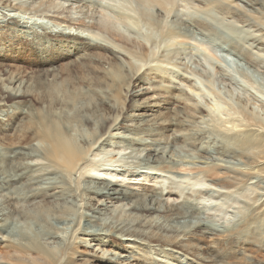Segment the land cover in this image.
<instances>
[{
    "label": "rangeland",
    "instance_id": "374dc122",
    "mask_svg": "<svg viewBox=\"0 0 264 264\" xmlns=\"http://www.w3.org/2000/svg\"><path fill=\"white\" fill-rule=\"evenodd\" d=\"M35 1L40 0H7V4L0 1V25L7 23L4 20V13L6 12V14L9 13L8 15L14 14L13 16L23 17L26 20H32V22L36 19L33 27L36 32L35 35L39 36L40 39L44 37L46 30H55V33L64 28L71 30L67 27V25L70 26L69 23L52 18L64 8L68 10H64L67 12H62V16L69 13L73 18L83 19L81 16H84L86 19L88 15V18H91L90 21L88 18V20L86 19L88 22L94 19L99 21L96 15L100 16L101 14L102 17L100 18L104 17L106 20L108 17L110 21L113 19L111 23H114L115 19L118 29L120 28L119 30L125 35L132 37L135 42L144 43L145 41L147 43V48L150 51L149 56L142 53L135 54L140 50L139 46H134L135 44H133V50L137 51L138 49V51L133 54H126V52L120 51L124 44L119 39L106 35L103 31L99 32L98 29H88V32L95 31L99 33V39L105 37V40L113 42L112 44L116 45L115 48L120 51L116 52L117 59L127 65V68L140 69L141 72L149 68L146 70L148 78L154 72L163 73L166 77L165 80L163 79L158 83L159 85L165 84L177 86V89L180 88L182 90L180 101H175L169 105L173 111L175 108L183 107L184 110L187 109V111L183 110L184 113L192 111L197 113L199 117L201 116L197 118L196 126L194 125L188 131H183L193 137L191 140L189 139L190 141L187 142L182 139L179 143L171 145L172 151H170L167 159L177 163L173 170L164 168V170L166 169L164 171L159 170L158 167H149L144 147H138L131 141V138L135 137L136 134L126 128V126L128 128L131 126L129 124L132 122L129 121H125L123 126L120 125L119 129L112 132L113 134L120 133L121 136L125 133L127 138L116 135L109 137L107 142L103 143L89 157L91 165H98L96 170L91 171L94 176L100 177L98 179L109 177L116 183H122L129 188L139 190L143 187H151L157 193H161L163 198L169 202H190L191 200L202 208V212H204L201 213V219L211 225L214 234L211 235L212 237L206 239L201 237L199 240H196L194 234H186L184 236L185 245L188 246L191 243L190 245H197V247L194 250H189V252L186 247L177 248L179 253L176 255L181 256L180 261L171 258L168 260V264H210V262L202 261L201 258L209 257L210 253L208 252L213 249L218 256H225L224 260L220 262L221 264H264V161H255L252 151L249 153L245 150L247 145L238 143L234 138H231L236 129L243 127H249L252 132L257 133L258 139L264 138V43L261 42L264 36V9L261 3L264 0H168L164 7L155 1L153 2V0L152 2H150L151 0H79L80 3H75L74 0H48L54 5L58 3L56 5L61 8L57 6L60 10L58 11L56 7L54 14L55 7L50 5L51 10L45 9L46 13L45 10L42 11L44 16H42L41 10L34 8ZM148 3L152 4L149 5ZM218 3L228 6V9L222 8ZM141 4L143 5L141 6ZM144 4H146V8L143 7ZM15 5L20 8H16ZM148 5L151 9L148 8ZM207 8L209 11L206 10ZM142 10L153 11V13L149 12L150 17V15L147 16L146 11L141 13ZM92 13L96 14L95 18ZM209 14L210 17L214 18L215 24L217 23L221 28L224 27L223 30L230 32V27L233 30H238L243 37L247 34L245 39L235 40L234 43H238L235 45L228 41L225 42L222 37H218L210 30L205 29V23H210L204 18L209 17ZM188 17L194 21L196 17V21L200 22L202 26L195 25V22L193 25L189 24L191 21ZM177 20L183 21L180 23L181 27L185 28L183 31L186 32V35L169 34V38L160 24L167 26L171 22L176 21L175 23H178ZM150 22L153 26L150 25ZM260 22L262 23L260 24ZM230 24L231 26H229ZM148 25L157 29L153 30ZM23 26L26 27V24ZM72 27L78 28V31L82 28L79 24L72 25ZM122 28L124 29L122 30ZM148 28L149 30H146ZM207 28L209 29V27ZM26 29L23 30L26 31ZM3 30L4 28L0 27V38L6 33ZM150 33L155 36H149ZM157 33L158 36L159 33L160 36L164 33V37L159 38L156 36ZM27 34L31 35V32ZM94 34L92 33L93 37ZM161 38L162 40L165 39L162 43ZM153 39L158 40L152 41ZM105 40L103 42H106ZM44 41L49 47L52 39L44 37ZM93 41H96V37ZM72 42L84 44V42L76 40ZM14 49L17 50L6 51L0 59V76L5 82L7 81L4 78L11 72H20V75L22 73L19 76L20 78L25 76L21 78L25 81L26 72L40 68L34 63L36 58L24 51L22 42H16ZM68 50L70 53H74L75 46ZM15 54L18 56H14ZM67 61L68 59H64L58 62L66 63ZM43 67H48V65ZM106 67L112 69L114 65L106 64ZM114 94L117 95L118 101L120 99L118 104L124 102L121 94L116 92ZM162 103L161 110L165 113L166 110L163 109L166 104L163 101ZM249 124L251 125L246 126ZM154 130L157 133L160 131L158 127H154ZM145 137L148 140L152 139L147 135ZM157 137L160 138V136ZM154 139L156 138L154 137ZM0 143V154L6 152L7 155L11 154L8 144L2 139H0ZM33 144H36L35 147H40L37 142ZM262 151H264V147ZM26 162L37 164L36 161L31 162V160ZM1 163L3 164L4 161L2 160ZM79 181L82 182L81 179ZM5 192L0 193L2 194L0 195V218H2L0 225L5 224L10 231L12 228L17 231L20 227L26 226L24 218L15 212L16 208L20 207L23 212L36 217V220L43 221L42 204L38 201L40 199L29 202V204L21 202L12 205L6 196L3 197ZM93 197L90 192L71 196L77 205V214L73 216L75 222H59L58 225L64 229L51 238L50 243L55 247L65 248L68 244L71 245L70 243L76 242L79 246L80 255L94 256L96 259H101L99 257L103 254V260H106L108 256L113 257L115 255L107 264H112V262L157 264L152 260L151 263L145 262L146 260L138 262L141 256H156L154 249L157 244L154 242H149V245H145V243L131 245L125 239L113 238L108 240L114 227H120L122 224L128 226L130 220L127 210L129 205H125L123 209L118 208L117 210L95 213L91 207L94 203ZM184 199L185 201H183ZM115 205H121V203ZM81 215L84 216L83 222L85 224L83 230L79 231L77 229ZM129 225L131 226L132 223L130 222ZM6 234V232H0V264H13L8 257L15 253ZM73 236L78 238L74 237L75 240ZM130 253L134 256L129 260L118 259L117 257L118 254L128 255ZM186 256L190 259H187Z\"/></svg>",
    "mask_w": 264,
    "mask_h": 264
},
{
    "label": "bare ground",
    "instance_id": "6f19581e",
    "mask_svg": "<svg viewBox=\"0 0 264 264\" xmlns=\"http://www.w3.org/2000/svg\"><path fill=\"white\" fill-rule=\"evenodd\" d=\"M0 1L7 2V0ZM74 1L75 3L81 2L79 0ZM154 1L164 7L168 0ZM252 3L260 4L258 2ZM56 4L54 5L53 2L48 0H40L34 4V8L42 12L45 9L51 10L50 5H54L55 10L53 12L55 14L56 7L59 6ZM218 4L222 8L228 9V6H223L222 3ZM261 4L264 9V2ZM15 6L20 8L17 5ZM145 6L146 4L143 7L146 8ZM139 8L141 9L140 6ZM148 8L151 9L150 6ZM209 8L206 10L209 11ZM64 10L68 9L64 8L63 11H59L58 15L55 14L56 16L54 15L52 18L69 23L70 26L67 25V27L71 30L64 28L56 33L55 30H46L44 37L52 39L49 47L46 46L47 42L44 41V37L39 39V36L35 35L36 32L33 27L34 22L37 21L35 18L32 22V20H26L23 17L13 16L14 14L8 15L9 13L6 14V12L4 13V20L7 23L0 25L1 28H4L3 31H6L0 38V59L6 51L17 50L14 49L16 42H22L24 51L35 57L34 63L40 67L35 71L26 72L25 81L21 79L25 76L20 78L22 75V73L20 75V72H11L10 75L4 78L7 82L3 81L0 76V139L8 144L9 153H11L9 155H7V152L0 154V193L6 191L3 197L6 196L12 205L21 202L29 204V202L40 199L38 201L42 204L41 210H43V221H39L35 219L36 217L23 212L21 207L16 208L15 212L21 215V218H24V223H26V226L20 227L17 231L13 228L10 231L5 224L0 225V232L7 233L6 235L9 237V242L15 253L9 255L8 258L13 264H107L109 261L111 262L115 255L113 257L108 256L106 260L102 259L104 254L99 257L101 259L89 255H80L79 246L76 242L70 243L71 245L68 244L65 248L55 247L50 243V239L64 229L58 225L59 222H75L73 216L77 214V205L73 202L71 196L90 192L94 196V203L91 207H93L92 211L95 213L117 210L118 208L123 209L125 205H129L127 211L129 212V223L131 222L132 225L130 226L128 223V226L122 224L120 227H114L108 240L113 238L125 239L131 245L156 243L154 249L156 256H141L138 262L141 260L150 262L152 260L157 264H168V260L171 258L180 261L181 256L176 255V253H179L176 250L177 248L186 247L189 252V250H194L197 247V245H190L191 243L188 246L185 245L184 236L186 234L196 235V240L201 237L206 239L214 234L211 225L201 219V213L204 212H202V208L191 202V200L190 202L185 201V199L183 200L185 202H169L163 198L161 193H157L151 187H143L139 190L129 188L122 183H116L109 177L98 179L100 177L94 176L91 172L96 170L98 165H91L89 157L97 148L107 142L109 137L116 135L127 138L128 136L125 133L121 136L120 133L113 134L112 132L119 129L120 125L123 126L125 121H129L132 122L129 124L131 126L130 128L126 126V128L136 134L135 137L131 138V141L138 147H144L149 167H158L159 170H164V168L173 170L177 163L167 159L170 151H172L171 145L179 143L182 139L187 142L189 139L191 140L193 137L183 131H188L191 127H194L197 118L201 116L199 117L197 113L192 111L184 113L183 107L175 108L174 111L169 108L170 104L179 100L182 90L177 89V86L159 85L158 83L166 77L163 73L157 74L154 72L148 78L146 70L149 68L142 72L140 69L133 70L132 67L127 68V65L117 59L116 52L135 53L136 50H133V44L139 46V52L141 51L135 54L142 53L149 56L150 51L145 41L144 43L133 41L132 37L125 35L119 30L120 28L118 29L115 19L114 23H111L113 19L111 18L110 21L108 17L106 20L104 17L100 18L102 14L100 16L95 14L98 16L99 21L94 19L96 21L88 22L87 20L90 21L91 18H88L87 13V16L85 15L88 18H86L87 20L84 16H81L83 19H76L72 15L71 17L69 13L62 16V12H67ZM145 11L142 10L141 13ZM44 12L46 13V10ZM149 12L153 13V11ZM149 12L146 14L151 17ZM92 14L94 17V13ZM46 15L48 16V14ZM42 16H44V13ZM210 16L209 14V17L204 18V20L211 25L205 23L206 27H204L205 25L203 27L210 30L214 35L220 36L225 42L228 41L235 45H238V43H234L235 40L245 39L247 34L243 37L238 30L229 27L231 24L227 25L230 32L223 30L224 27L221 28L217 23L215 24L214 18ZM190 19L189 24L193 25V22H195V25L202 26L200 22L196 21V17L195 21ZM200 20L202 19L200 18ZM175 22H171L167 26L160 25L168 37L169 34L175 33L186 35V32L183 31L185 28L181 27L183 21L181 23L178 20V23ZM25 24L26 27L23 26ZM76 24L81 25V30L78 31V28L72 27ZM183 24L186 25V23ZM150 25L153 26L151 22ZM23 29H26V31ZM88 29L103 31L106 35L119 39L124 46L118 51L115 48L116 45L112 44L113 42L105 40V37L99 39V33L95 31L88 32ZM155 29L157 28L155 27ZM146 30H149V28ZM29 32H31V35L27 34ZM92 33H95V42ZM163 34L161 35L163 36ZM144 35L147 36L145 33ZM151 35L150 33L149 36ZM156 36H158V33ZM162 36L159 33L158 37ZM143 38L145 39V37ZM75 40L84 42V44L72 42ZM103 40L106 42H103ZM157 40L153 39L152 41ZM164 40L161 38V43ZM261 42L264 43V36ZM73 46H75V52L70 53L68 49L73 48ZM14 56L18 55L15 54ZM64 59H68V61L66 63L58 62ZM106 64L114 65V67L109 69ZM45 65H48V67H43ZM17 82L19 83L17 84ZM114 92L122 95L124 100L123 103H120L122 106L118 104L120 99L119 101L116 99L117 95L115 96ZM177 92L178 95H176ZM162 101L166 104L163 109L166 110L165 113L161 110ZM185 110L187 111V109ZM252 124L254 123L252 122ZM154 127H158L160 131L157 133ZM235 131L231 138H234L238 143L241 142L245 146L247 145L245 150L249 153L252 151L255 161H264V151H262L264 138L258 139L257 136L259 135L252 132L249 127L238 128ZM144 133L152 139H149V141L143 135ZM157 136H160V138ZM34 142H37L40 147H35ZM2 160L4 161L3 164L1 163ZM27 160L36 161L37 164L26 162ZM80 179L83 183L79 181ZM116 203H121V205L116 206ZM83 215L79 216L77 229L79 231L83 230L85 224ZM168 246H171V248H168ZM213 250H209V257H203L201 260L206 263L210 262V264H221L220 262L224 260L225 256H218ZM133 256L131 253L117 255L118 259L123 258L124 260H129ZM191 260L193 259L191 258ZM112 264L122 263L112 262Z\"/></svg>",
    "mask_w": 264,
    "mask_h": 264
}]
</instances>
